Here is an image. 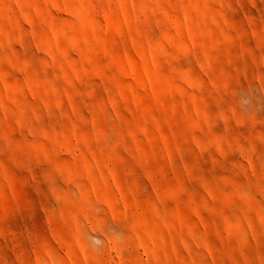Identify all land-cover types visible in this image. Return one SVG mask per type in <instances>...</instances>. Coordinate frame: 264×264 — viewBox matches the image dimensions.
Wrapping results in <instances>:
<instances>
[{
    "label": "rangeland",
    "instance_id": "1",
    "mask_svg": "<svg viewBox=\"0 0 264 264\" xmlns=\"http://www.w3.org/2000/svg\"><path fill=\"white\" fill-rule=\"evenodd\" d=\"M0 264H264V0H0Z\"/></svg>",
    "mask_w": 264,
    "mask_h": 264
}]
</instances>
